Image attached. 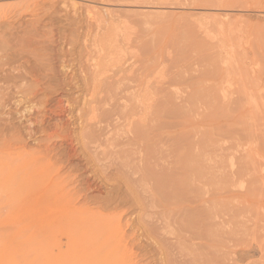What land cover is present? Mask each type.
<instances>
[{"label": "rangeland", "instance_id": "rangeland-1", "mask_svg": "<svg viewBox=\"0 0 264 264\" xmlns=\"http://www.w3.org/2000/svg\"><path fill=\"white\" fill-rule=\"evenodd\" d=\"M0 186L1 231L72 213L55 253L264 264V0H0Z\"/></svg>", "mask_w": 264, "mask_h": 264}, {"label": "bare ground", "instance_id": "bare-ground-1", "mask_svg": "<svg viewBox=\"0 0 264 264\" xmlns=\"http://www.w3.org/2000/svg\"><path fill=\"white\" fill-rule=\"evenodd\" d=\"M89 10H91V9H89ZM101 19H102V17H101ZM232 46H234V45H232ZM186 151H188V150H186ZM202 155L203 154H201L199 151H194V153H193V151H191V153L188 155V158L186 157L187 158L186 165L188 167L196 168L198 170L202 169L204 166L202 163H204V161H206L204 159L207 158V157L204 159L201 158ZM187 171H190V170L188 169ZM77 211L79 212V210H77ZM38 212H40V211H38ZM47 213H49V214H47ZM44 214L45 215L43 216V219H42L43 223L41 225L42 226V232L40 233V235H39L38 231H40L41 229L40 230L36 229L35 225H30L29 223H25L24 221H21L20 223H15V221H13V219L8 218V222L11 224L10 227L12 229L8 232H4V231H1L4 229V227H2L0 230V264H102V262H104L103 261L104 258L105 257L109 258V255H112V257H113L112 259H113L114 263H118L120 249L122 251L120 238H119V228H117V231H116L115 230L116 227L113 228V226H107V227L105 226L106 228H104L102 230L100 229L99 230L100 234H98L96 232L98 227L89 222V225L85 226V230H84L81 237L74 236L73 234L69 237V244L67 246L68 249L59 248V252L55 253L54 247L59 246L58 245V241H59L58 239H60V238L57 239V236H58L57 234L62 229V226H64V222H59L58 220L61 219V221H62V219H63V221H64V219H67V221H69L72 217V213L70 212V215H69L67 213L61 212V214L60 215L58 214V216H57V214L51 212V210L48 209L47 212L45 211ZM75 214H77V213L75 212ZM78 214L80 216L78 218L81 221L87 220L83 216L82 213L79 212ZM203 216H204V214H203ZM28 218H27V220H28ZM31 221L32 220H30L29 222L32 223ZM115 226H117V225H115ZM37 227H38V225H37ZM90 227L93 228L94 233ZM6 229L7 228L5 227L4 230L6 231ZM96 234L99 235V239H100V241H97V242H99V244L96 246L97 248L93 247L96 243V240L92 237V235H96ZM59 235L61 236V234H59ZM120 235H122V234H120ZM52 240H53V242L51 244H49V242H51ZM65 247H66V245H65ZM121 257L124 258L125 256H121ZM107 258H105V259L107 260ZM109 259H111V256ZM122 260L124 261V259H122ZM122 260H120V261L122 262Z\"/></svg>", "mask_w": 264, "mask_h": 264}]
</instances>
